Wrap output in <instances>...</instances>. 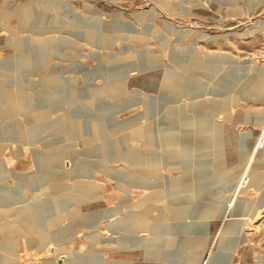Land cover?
Wrapping results in <instances>:
<instances>
[{
  "label": "rangeland",
  "instance_id": "rangeland-1",
  "mask_svg": "<svg viewBox=\"0 0 264 264\" xmlns=\"http://www.w3.org/2000/svg\"><path fill=\"white\" fill-rule=\"evenodd\" d=\"M28 35L54 42L45 43L41 64H35L33 53V67L22 73L17 41ZM263 46L264 0H0V80H7L0 96L13 97L11 119L25 129L44 120L66 121V129L82 126L80 133L25 132L17 141L0 137V185L11 191L7 199L0 197L6 230L0 235V264H69L78 256L84 258L79 264H227L229 247L221 239L231 229L241 234L229 264H264V176L254 182L260 180L256 174L264 175V99L248 95L254 72L264 69L254 57ZM134 47L149 48L148 62H159L122 68L113 58L104 60L107 54L127 56ZM194 47L201 60L189 53ZM222 54L229 60L211 57ZM103 66L105 76L99 72ZM231 69L236 75L224 87L221 81ZM172 72L200 80L201 87L191 95L175 92L168 82ZM115 82H124L122 92L108 91ZM197 94L205 103L199 112L189 98ZM147 96L156 99L152 109ZM212 100L227 102L213 113ZM5 102L1 97L0 108H7ZM202 116L222 124L225 164L238 170L230 182L201 181L196 168L209 158L188 142L179 144L180 151L192 157L165 156L166 134L184 124L197 143L204 138L201 127L206 132L208 123ZM148 126L154 129L152 151L160 158L158 175L138 170V178H120L136 167L124 154L149 146L140 134ZM47 141L61 150L58 170H65L55 182L64 187L84 182L89 193L78 198L66 189L68 195H62L45 179L35 153ZM83 163L92 166L81 173ZM147 182L154 187L146 188ZM46 198L60 203L51 214L55 222L29 231L17 209ZM187 201L225 218L172 214L187 211ZM132 204L144 208H129ZM124 218L121 227L110 225ZM157 221L170 226L168 234ZM43 234L45 241L38 243Z\"/></svg>",
  "mask_w": 264,
  "mask_h": 264
},
{
  "label": "bare ground",
  "instance_id": "bare-ground-1",
  "mask_svg": "<svg viewBox=\"0 0 264 264\" xmlns=\"http://www.w3.org/2000/svg\"><path fill=\"white\" fill-rule=\"evenodd\" d=\"M127 25L131 27V24L128 22H127ZM87 34L88 33H86V35ZM46 42L48 43V46H49V44L51 45L54 42V38L44 39V38L39 37V36L34 37L32 35H28L26 37H22L21 39H19L17 41L18 50H20V53H21L20 64L23 67L22 73H24V71H28V69L33 67L34 62H32L33 60L31 58L33 53L36 54V57L38 60L35 64L36 65L41 64L40 61L43 59V56H44L42 51H43V49L47 48V44H45ZM143 47L144 46H142L140 48H143ZM147 50H149V48L138 49V48L134 47L130 50V53L127 56L123 57L121 55H118L119 56L118 57L114 54H107L104 57V60L106 59V57L108 59L113 58V59H115L116 65L119 67H122V68H124L128 65L148 66V65H152V64H157L159 61H154L152 63L148 62L149 61L148 56H150V58H151V53H150V50L149 51H147ZM189 51H190L189 53L191 54L192 58L198 57V59L201 60V52L197 51L195 49V47L193 48V50L190 48ZM50 53H51V51L49 52V54ZM197 55H200V56H197ZM191 56H189V57L191 58ZM211 57L216 58V59L219 57H223V58H226L229 60V57H227V55H225V54L218 55V56H211ZM118 58H119V60H116ZM127 58L129 60H127ZM142 60H146V61L142 62ZM231 61H233L234 63L237 62L235 60H231ZM8 66L9 65H7L5 67H8ZM38 67H39V65H38ZM212 67H213V65H211V69H212ZM231 67H234L237 69V66L231 65ZM78 68L80 70H86L85 66H83V65H79ZM104 69H106L104 66L101 67L99 69V72L105 76L106 73L104 71H102ZM200 69L201 68H197V67L195 68L196 71L200 70ZM231 70H233V69H231ZM200 71H197V72H200ZM235 72H236V70H235ZM235 72H234V70L231 71V73H229V74L227 72V75H225V77L221 81L222 82L221 84H223L224 87H226V84L228 82H232V80H231L233 77L232 75L233 74L236 75ZM248 72L249 71L247 70V73ZM170 76H171V78L169 79L168 82H170V84L174 88L173 90H175V92H177V93H186L187 95H191V93H193L194 90H198L199 87H201L200 86V83H201L200 80H196V82L192 81L186 75H182L178 72H172ZM0 78H1V76H0ZM54 78H55V76H53L52 82L56 81V80H53ZM235 78H236V76H235ZM234 80L235 79L233 78V81ZM252 80H254V82L252 83V85L254 84V87H252V89L248 95H249V97H251L254 100L262 101V99H264V69H262V68L257 69L254 72ZM3 81L6 82L7 80L2 78L0 80V86H1V84H3ZM52 82L50 79L49 83L51 85H52ZM66 83L71 84L68 79H66ZM108 88H109V90H108L109 92H112V91L113 92H119V91L122 92L123 88H124V82H122V83L121 82H115L112 85H110ZM252 90H253V92H252ZM101 91L102 90H96L94 93L97 94V93H100ZM45 92H48V91H45ZM49 92H51V91H49ZM188 92L190 94H188ZM77 95H78V93L77 94L75 92L73 93L74 99L77 97ZM200 96H203V94L202 95L197 94L195 96H189V98L193 99V102H194V104L192 103V107H194V109L197 110L198 112L201 111V107L205 104L204 101H202V99H201V102L198 100V98ZM1 97L4 100H9V103L5 102L8 105L7 108H0V116H3V119H4V123L0 124V137H4V138H7L9 140L17 141V140H19V138L23 137V133H25V132H28V135L29 134H35L38 132H40V133L45 132L46 133L48 131H54V132L59 131L60 133L65 134V133H71L72 129H73V131H75L77 133L81 132V129H82L81 124H77L80 127L77 129V127H72L71 124L69 126V123H68L69 128L66 129V125H65L66 121H63V120H60V121L57 120L55 122H48V121L44 120L43 123H40V124L33 126V127H30L29 129H25L22 122H20L19 120L13 121L11 119V113L13 111V104H12L13 97H12V95L8 92L7 95H1L0 98ZM43 97L47 98V95L43 96ZM147 100H149L150 103L149 102H147V103H149L150 108L152 109L154 107L156 99L153 100V99L148 97ZM59 101H62V99L61 100L59 99ZM226 102H227L226 100H220V101L219 100H212V105H215V107L213 108V113L219 107H220V109H223L220 105H224V104H226ZM90 104H93V101ZM263 112L264 111H262V113ZM213 113H211V114H213ZM39 117L47 118L48 116L46 117L45 115L42 114V116H39ZM202 117L204 118L205 116H202ZM252 117L253 116L249 114L248 120L250 121V119ZM261 117H264V116H261ZM99 119H101V118H99ZM204 119H206V118H204ZM206 120H207L206 123H208V126H207L208 130H206V132L202 133L203 130H205V126L201 127V134H204V138L200 139L198 141V143L196 140V135H193L194 133L190 129V127L187 126L188 124H184V126L180 127V129H176V132H172V131L168 132L165 136V141H164V146H165V151H166L165 156L169 159H172L173 157L177 158V156H178V158H183V159H188V158L192 157V154H190V153L185 154L184 152L182 154V152L180 151L179 144L182 141H184L185 143L188 142V144H192V146H196V148H198L200 151L202 150L204 157L209 158L208 160L206 159V161L203 163L199 162L198 167L196 168V169H201V181L206 182V181L218 180V182L219 181L220 182L225 181L226 183L230 182L238 170L235 168L230 169L225 164V156H224V152H223V127H222V124H220V125L217 124L212 118H210V119L207 118ZM97 124L99 125V122ZM117 124H119V123L115 122V125H117ZM96 127H97V125L93 126L92 129L94 130ZM151 127L152 126H148L146 128V130H142V132L140 133L143 136V138H146V140H148L147 143L149 146L146 147L145 150H143V151L138 150L139 152L124 154V157L128 158L132 162L133 161L135 162L134 165H136V167L133 166L134 170L133 169L131 170L133 172V174L129 173L131 171L125 172L123 174L121 173V174H119V176L121 175L120 178H124L126 180H127V178L131 179L133 176H136L138 178L139 177L138 174H135L138 172V170L144 174L156 173V175H158V172H159V166L158 165L160 162V160H159L160 158L157 157L158 152H156L155 150H154V152L152 151L155 141H154V129H152ZM93 130H91V131L94 132ZM199 131H200V129H199ZM262 139H261V143H262ZM47 142L48 143L44 144V146H45L44 150H38L35 153L36 158H37L36 162L39 166V169H41V172L44 174L43 176L45 177V179L50 178L49 181L56 183L53 185L54 189H56L62 195H68V192L66 191V189L70 190V191L73 189L75 192V196H77L78 198H81L85 194L89 193V191L87 190V188L85 186L86 183H84V182H82V183L79 182L75 185H71L70 187H64L63 184L59 185L57 182H55L61 177V174L63 172H65V170H63L64 168L58 170L59 164L61 162V150L56 148V146H54V144L50 145L49 141H47ZM154 154H155V156H154ZM176 163H178L177 160L174 161V164H176ZM91 166L92 165H90V164L83 163V164H81L79 169H81V173H83V171L84 172L88 171ZM47 171L52 172L51 173L52 175L48 174ZM56 171L58 172L57 175L55 173ZM198 172H200V171H198ZM0 174H1V171H0ZM256 175H257V177H258V175L260 176V180H254V182L257 181L256 184H259V181L261 182V179L264 175L263 174L261 175V173L260 174L258 173ZM20 177H21V175H20ZM22 177H24V176H22ZM140 178H142V177L140 176ZM262 180H264V179H262ZM154 184L155 183H152V185H151L147 182L145 187L146 188H153ZM171 189H172V187H171ZM125 191L130 193L129 189H126ZM10 192L11 191H9L7 188L3 187V185H0V197L2 200L7 199L8 198L7 194ZM71 198H72L71 196L65 197L64 200H66V202H67ZM234 198L236 199L235 195H234ZM43 200L44 201L40 202V204L29 203L24 208L17 209L19 212V215H18L19 219L22 220V222L26 228L30 229L29 231L42 230V228L45 227V225H52L51 223L55 222V219H53L51 214H54L56 212L55 207L60 206V203H58L59 201L56 200L57 205H55L52 203V201L49 198H46ZM127 202L131 203V199L129 197L127 198ZM188 203H189V201H187L185 203V207L187 208V211L184 208H181L184 210H180L179 212L177 211L176 213H172V214L173 215L178 214V213H179L178 215L189 214V216L187 215L188 218L193 216V214H195V216H202V217H209L210 216V217H213L216 219H219V218L224 219L225 218V215H223V214L221 216H219L218 213L216 215L210 214L211 209L207 206H205L203 208H201V207L198 208V206L194 207L193 205L188 204ZM61 204H62V202H61ZM128 207L129 208H135L136 207L137 209H138V207L144 208V206L140 205V204H132L131 206H128ZM224 207H225L224 208V214H225L227 211L226 209H227L228 205H226ZM135 212H137V211H135ZM135 212L134 213L132 212L131 214L133 216H135ZM146 212H144L143 214H145ZM42 217L44 219L43 223H42V221H43ZM125 219L126 218H124L123 220H120L119 222L112 223L110 225L115 226V227L116 226L121 227V225L123 224ZM84 220L90 221V219L88 217H85ZM126 220H128V219H126ZM157 220H161V219L157 218ZM92 222H93V220H92ZM157 222H158L157 228L164 230L165 233L168 234L170 226L168 224H166V223L164 224L160 221H157ZM2 226L3 225L0 224V235L6 231V230L2 231ZM150 226H151V224H150ZM238 234H241V232L237 231V229H236V231H233L231 229V231L226 233L221 239L222 244L226 243L227 246L229 247V252L225 255V259H224V260H226L227 264H229L231 261L232 251L235 248L234 243L238 239H240L239 238L240 235H238ZM56 236H57V234L55 233V237ZM231 236H233L232 239L229 238ZM234 236H236V237H234ZM45 239H46V237L44 235L43 237L39 238V240H37V242L38 243H40L42 241L44 242ZM227 239H230L229 243H228ZM140 242L143 243V242H145V240L141 239ZM12 247H14V246H12ZM12 250H14V249L12 248ZM66 253L69 254V251H66ZM69 256L71 257L70 254H69ZM183 258L184 257H182V259ZM75 259L76 258H72V260H70L69 264H79V263H81V260H83L84 258H83V256H78L77 261Z\"/></svg>",
  "mask_w": 264,
  "mask_h": 264
},
{
  "label": "built area",
  "instance_id": "built-area-1",
  "mask_svg": "<svg viewBox=\"0 0 264 264\" xmlns=\"http://www.w3.org/2000/svg\"><path fill=\"white\" fill-rule=\"evenodd\" d=\"M254 57L258 61H262V63H264V46L259 50V52H257L256 54H254ZM260 148L264 152V137L262 139V143L260 141Z\"/></svg>",
  "mask_w": 264,
  "mask_h": 264
}]
</instances>
